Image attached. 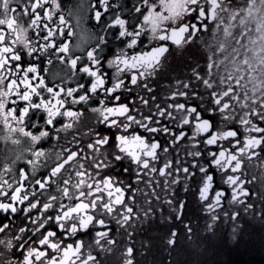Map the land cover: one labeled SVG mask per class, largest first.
I'll return each instance as SVG.
<instances>
[{
	"label": "snow or ice",
	"instance_id": "1",
	"mask_svg": "<svg viewBox=\"0 0 264 264\" xmlns=\"http://www.w3.org/2000/svg\"><path fill=\"white\" fill-rule=\"evenodd\" d=\"M113 33L122 47L108 59ZM173 46L201 51L203 67L158 101L153 83ZM82 123L87 142L73 134L59 144L60 132ZM0 125L5 145L26 143L30 154L22 167L21 156L4 163L14 184L0 175V212L27 222L10 238L0 223V264H134L130 245L121 260L105 256L120 231L131 240L141 182L154 195L156 185L195 186L207 210L232 220L234 206L257 203L264 216V0H0ZM45 139L60 151L46 150ZM184 207L173 208L177 217ZM176 238L172 231L168 243Z\"/></svg>",
	"mask_w": 264,
	"mask_h": 264
},
{
	"label": "flooded vegetation",
	"instance_id": "2",
	"mask_svg": "<svg viewBox=\"0 0 264 264\" xmlns=\"http://www.w3.org/2000/svg\"><path fill=\"white\" fill-rule=\"evenodd\" d=\"M77 0H62V3L66 7H72L75 5ZM131 2V0H129ZM70 22L75 24V19L71 18ZM94 21H82V27L91 29L92 32H100V27H93ZM80 29H77L79 31ZM102 34V33H101ZM31 35V33H29ZM114 33L107 37L108 44L104 47L102 57L111 59L113 54L122 47L119 40L114 38ZM209 36L206 35L205 39ZM145 43L147 41L145 40ZM79 54V53H78ZM103 70H107L109 75L112 73V69L107 68V61L102 59ZM203 53L197 51L195 48H188L184 51L175 50L170 48V53L167 55V59L164 61V67L161 70V74L158 76L157 81L153 83V87H156L157 100L159 101L163 96L167 94V90L170 86L175 85L177 79L188 80L192 73V68L199 64L203 67ZM47 79V77H46ZM73 82L67 86L75 87V77H69ZM56 83H61L57 80ZM111 80L109 81V84ZM195 83V81H193ZM158 85V86H157ZM63 86V85H62ZM174 90V89H173ZM144 94V93H141ZM127 95V94H126ZM135 96V93L131 94ZM206 95V94H205ZM145 98H148L145 95ZM139 105V101L137 100ZM96 106V105H93ZM147 111V109H142ZM95 117L89 116L86 123H94ZM64 122H67L65 120ZM43 124V120H41ZM57 127H61L57 124ZM104 129V125L99 126ZM88 133V128L82 123L79 125V130L73 132L69 130L67 133L60 132L59 135L62 139L59 141L60 145H63L67 140H72L73 134L77 135L80 139L87 142V136L84 134ZM9 135L7 130L0 125V138ZM66 137V140L64 139ZM13 138H17L15 135ZM43 147L52 152L60 151V147L56 146L57 142L52 139L51 141L45 139L41 141ZM72 146V145H69ZM81 147L84 145L81 144ZM27 147L24 143L20 146L11 144V141L4 144L3 140L0 139V175H3L4 179H8L10 183H15L12 176L8 173H4L3 165L5 162L11 164L17 156H21V160L17 163L19 166H23V161L29 158V153L24 152L23 148ZM163 156V154H161ZM183 156L184 153L181 152ZM171 158V157H169ZM51 160L49 161V164ZM128 161H124L123 165H118V169L121 166H127ZM15 166L13 167V173H15ZM30 170V169H29ZM46 168L40 170L41 174L46 172ZM253 172L256 175H260V171L253 168ZM125 182H131L128 175H121L119 177ZM156 179H160L156 177ZM134 188H138L136 191V206L140 210L141 219L136 221L132 231L133 235L129 240L126 233L120 231L117 235L118 245L113 249L112 252L105 256L108 260H121V253L126 246H133L134 252V264H189L192 256H197L198 261L196 264H220V254L222 250L220 246L221 240L226 243L224 249L226 252H231L232 261L230 264H264V253L260 257H257L254 261L250 259L247 261L243 255L249 252L252 248H257V253L260 252L261 246L264 247V216L261 215V206L259 203L256 204L255 211H243V206H234L240 210V215L232 220L223 215L221 209H217L216 213H212L207 210L203 203L198 198L195 186H190V190L185 192L182 185H171L170 187H164L162 185L155 186V195L152 194V186L147 185L146 182H141L139 185H134ZM174 193V194H173ZM159 195L160 199L155 198ZM3 199V198H0ZM165 200H173V205L169 206L165 203ZM151 201V206L147 203ZM6 202V201H5ZM179 203H184L183 215L177 217L173 208ZM151 207L152 211L149 212L148 217L143 216L144 210ZM229 208V205L225 203V209ZM219 214L220 218L216 221L212 220V216ZM35 217V212L33 213ZM24 222L22 214L16 216H8L5 213L0 212V223H9L11 231L8 233L10 238L13 233L17 232V227ZM211 225V227H209ZM113 229L117 226L115 222H112ZM187 227L191 228V231H187ZM172 231L177 233L176 243L169 244L168 239ZM91 231L87 236L81 237L86 242L91 241ZM3 234H0V239H3ZM254 239L257 240L256 246L252 247L250 242ZM227 242H235L230 246ZM227 247V248H226ZM93 254H96L94 250Z\"/></svg>",
	"mask_w": 264,
	"mask_h": 264
},
{
	"label": "rangeland",
	"instance_id": "3",
	"mask_svg": "<svg viewBox=\"0 0 264 264\" xmlns=\"http://www.w3.org/2000/svg\"><path fill=\"white\" fill-rule=\"evenodd\" d=\"M230 246H232L235 242H227ZM250 244H251V246L252 247H254V246H256V244H257V240H255L254 241V239L250 242ZM220 246H221V248H222V250L219 252V254H220V262H222L223 264H227V263H229V261L228 260H231V261H234V260H232L231 258L230 259H228V258H226L225 256H226V254L224 253L226 250H229V249H224V246H226V243L224 242V241H222L221 240V242H220ZM227 248V247H226ZM257 249H259V246L257 247V248H252L249 252H246L245 253V255H243L244 256V258L248 261L249 260V258L250 259H253L254 261L256 260V258L257 257H260L261 256V254H263L264 253V247L263 246H261V248H260V252L259 253H257ZM227 253V256H230V253L228 254V252H226ZM190 260L191 261H189V264H196L197 262L196 261H198V258H197V256H192L191 258H190ZM239 263V262H238ZM238 263H235V264H238Z\"/></svg>",
	"mask_w": 264,
	"mask_h": 264
},
{
	"label": "trees",
	"instance_id": "4",
	"mask_svg": "<svg viewBox=\"0 0 264 264\" xmlns=\"http://www.w3.org/2000/svg\"><path fill=\"white\" fill-rule=\"evenodd\" d=\"M229 253H230V256H227V253H225V254H226L225 257L228 258V259H230V258L232 259V255H231L232 253L228 251V254H229ZM228 261H229V263H227V264H230V263L232 262L231 260H228ZM219 263H220V264H223L222 262H219Z\"/></svg>",
	"mask_w": 264,
	"mask_h": 264
}]
</instances>
